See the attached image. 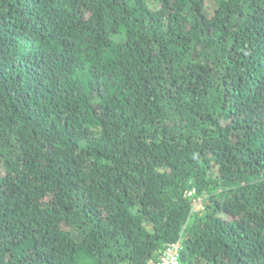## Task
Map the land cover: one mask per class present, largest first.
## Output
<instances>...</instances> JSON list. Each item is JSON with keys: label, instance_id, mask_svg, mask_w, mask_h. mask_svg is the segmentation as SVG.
Segmentation results:
<instances>
[{"label": "trees", "instance_id": "trees-1", "mask_svg": "<svg viewBox=\"0 0 264 264\" xmlns=\"http://www.w3.org/2000/svg\"><path fill=\"white\" fill-rule=\"evenodd\" d=\"M171 244L264 264V0H0V264Z\"/></svg>", "mask_w": 264, "mask_h": 264}, {"label": "built area", "instance_id": "built-area-1", "mask_svg": "<svg viewBox=\"0 0 264 264\" xmlns=\"http://www.w3.org/2000/svg\"><path fill=\"white\" fill-rule=\"evenodd\" d=\"M159 264H182L178 244H171L163 254Z\"/></svg>", "mask_w": 264, "mask_h": 264}, {"label": "rangeland", "instance_id": "rangeland-1", "mask_svg": "<svg viewBox=\"0 0 264 264\" xmlns=\"http://www.w3.org/2000/svg\"><path fill=\"white\" fill-rule=\"evenodd\" d=\"M196 204H197V207L199 208L200 207V202H197Z\"/></svg>", "mask_w": 264, "mask_h": 264}]
</instances>
